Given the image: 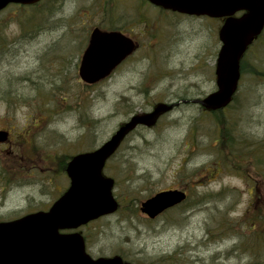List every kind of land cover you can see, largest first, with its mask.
<instances>
[{
    "label": "rangeland",
    "instance_id": "374dc122",
    "mask_svg": "<svg viewBox=\"0 0 264 264\" xmlns=\"http://www.w3.org/2000/svg\"><path fill=\"white\" fill-rule=\"evenodd\" d=\"M139 1L42 0L0 13V36L10 43L0 54V92L10 86L18 95H0V131L10 132L9 142L0 144V222L49 209L69 184L64 156L98 148L121 123L156 103L215 90L221 22L152 13L148 26L134 27L141 46L128 61L98 84L80 81L73 68L83 50L78 46L93 27L110 29L114 13L131 16ZM31 16L36 27L27 28ZM240 71L224 117L246 143L257 141L259 159L248 161L249 177L222 170L211 157L212 116L180 104L154 127L131 134L106 164L103 174L114 180L113 196L124 209L79 229L89 255L123 253L128 264H250L241 242L254 223L264 233V31ZM148 189L183 190L188 199L149 220L138 209ZM236 244L238 251H231ZM262 253L257 264H264Z\"/></svg>",
    "mask_w": 264,
    "mask_h": 264
},
{
    "label": "water",
    "instance_id": "95a60500",
    "mask_svg": "<svg viewBox=\"0 0 264 264\" xmlns=\"http://www.w3.org/2000/svg\"><path fill=\"white\" fill-rule=\"evenodd\" d=\"M40 0H0V12L10 4L33 5ZM152 5L188 16L224 18L218 31L220 48L215 64V90L203 98L158 103L150 112L137 113L120 124L93 151L72 157L66 165L68 188L47 211H37L8 222H0V264H124L120 256L92 258L83 236L76 230L118 209L112 194L114 180L102 170L125 137L138 127L152 128L164 114L182 104H196L206 111L227 107L240 79V60L264 29V0H147ZM242 13L235 17V14ZM135 50L134 43L116 31L94 28L82 54L78 75L88 85L114 71ZM7 138L0 131V142ZM186 193L167 190L140 204L139 211L155 219L182 204ZM69 231V232H65Z\"/></svg>",
    "mask_w": 264,
    "mask_h": 264
},
{
    "label": "trees",
    "instance_id": "16d2710c",
    "mask_svg": "<svg viewBox=\"0 0 264 264\" xmlns=\"http://www.w3.org/2000/svg\"><path fill=\"white\" fill-rule=\"evenodd\" d=\"M34 19H36V17L31 16L29 20H25L26 22L25 27L27 28L36 27V26H33V23H32ZM111 29H115V28L112 27ZM9 45L10 43L6 40V38H2L0 36V54H2V52L5 53V51H8ZM0 93H1L0 95L3 98H5L7 95L12 96V94L14 96H18L13 93L10 86L8 88L6 87L5 89H3ZM235 97L236 95L234 96L232 103L234 102ZM7 100H10V99H7ZM209 114L212 116V120H213L212 122L214 126L216 127V131H217V134H215L216 136L213 141L214 142L213 149L210 152L211 157H213L214 155V161L221 166L222 170H227L229 172H232L235 175L242 177L244 179L248 178L249 177L247 174L248 161L250 159H254V160L259 159L258 158L259 154L257 155V151H258L257 141H254L252 143H246L245 140L248 139L247 136L243 134H236L234 128H232V126L228 124L227 119L224 117V110L210 112ZM118 149L116 150L115 155L119 151ZM70 158L71 157L69 156H64L63 158L64 166H66ZM230 164H233L234 167H231ZM255 167H257V163L255 164ZM207 170L208 169H206V171ZM178 173L180 176L185 175V173L182 170H180ZM203 175H206V174L204 173ZM132 182L133 181H131V183ZM148 191H149V195L147 196V198L155 193V192L153 193L151 189H148ZM130 200H131L130 204H134V202L137 199L135 197H132V199ZM186 202L187 200L185 201V203ZM185 203H183L182 205H184ZM121 209H124V206L122 205V203H119V210ZM256 228H257V224L254 223L251 226V231H252L251 235L247 236L246 241H242L241 242L242 245L239 247L241 250L248 252L251 258L250 264H257V253H259L260 251H264V233L258 234ZM224 231L227 232L226 230ZM84 239L85 241H87L86 243L89 242V240H87V237L85 235H84ZM236 246L237 244L231 248V251L233 252L238 251L236 249ZM241 254L246 255L245 253H241ZM121 256L125 258L126 255L121 253Z\"/></svg>",
    "mask_w": 264,
    "mask_h": 264
},
{
    "label": "flooded vegetation",
    "instance_id": "af4514ba",
    "mask_svg": "<svg viewBox=\"0 0 264 264\" xmlns=\"http://www.w3.org/2000/svg\"><path fill=\"white\" fill-rule=\"evenodd\" d=\"M139 2H140V5L136 6V8L132 12L131 16H129L128 18H126L123 15V13H121V14L114 13V17L109 19V23H111V24L113 23V26H114V28H116V31H118V32L122 33L123 35H125L126 37H128L135 45V50L132 53V55H130L127 59H125V61H123V63H121L117 68H119L126 61H128L137 52V50L141 46V42L138 40V36L136 35V31H135L134 27L138 24H145L146 26H148L149 22L151 20V18H150L151 13L154 14L155 17H158L160 19H166L167 16H169L175 20H180L181 18L205 19L207 21L208 20H218L221 22V24L224 21V18H222V19H211V18H207V17H195V16H188L185 14L173 12L171 10H165L164 8L152 5L147 0H140ZM102 5H104V4H102ZM100 28H101V30H105V31L111 30V29H106L103 25H100ZM88 40H89V35L86 37V40L81 42V44L78 46V48H80V51H81V49H83V50H82L80 55L78 54L77 60L75 61V64L73 66V68L77 72V74H78V70H79V64H80L81 56L87 47ZM9 137H10V132H7V138L4 141L0 142V144H4V143L9 142Z\"/></svg>",
    "mask_w": 264,
    "mask_h": 264
}]
</instances>
